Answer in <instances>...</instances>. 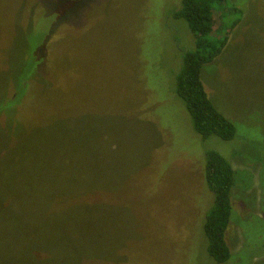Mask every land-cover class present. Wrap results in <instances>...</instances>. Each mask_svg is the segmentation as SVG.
<instances>
[{
	"label": "rangeland",
	"instance_id": "374dc122",
	"mask_svg": "<svg viewBox=\"0 0 264 264\" xmlns=\"http://www.w3.org/2000/svg\"><path fill=\"white\" fill-rule=\"evenodd\" d=\"M65 1L0 0V96L27 74L32 22L31 47L42 35H56L46 42L50 54L41 47L36 53L44 59L28 75L31 87L54 89L70 66L79 84L65 98L52 97L54 104L25 111L19 139H42L41 133L57 157L68 156L55 131L42 132L61 124L57 115L68 118L81 108V157L46 174L58 176L57 183L73 176L54 195L67 197L46 221L77 229L33 257L24 255L25 226L7 232L0 264H217L204 233L214 202L202 176L208 150L235 173L226 232L231 259L224 264H264V0H225L223 7L240 11V21L222 53L201 69L210 100L235 125L229 141L201 138L175 92L182 54L195 48L187 23L174 17L182 0H81L73 21L68 17L78 4ZM57 107L62 114L53 112ZM77 137L70 133L65 143ZM9 140L16 143L13 134ZM77 177L81 195L69 191Z\"/></svg>",
	"mask_w": 264,
	"mask_h": 264
},
{
	"label": "trees",
	"instance_id": "16d2710c",
	"mask_svg": "<svg viewBox=\"0 0 264 264\" xmlns=\"http://www.w3.org/2000/svg\"><path fill=\"white\" fill-rule=\"evenodd\" d=\"M57 1L59 0H53V5L59 4ZM68 1L78 4V11L67 16L69 21H73L72 17L81 15V0H66L65 2ZM224 2L225 0H182L180 11L174 14L175 18L183 19L187 23L189 30L195 36L194 50L185 51L182 54V66L176 77L175 92L184 103L195 132L204 140L216 137L229 141L235 137L236 133L235 125L210 100L200 76L202 67L211 63L222 53L230 31L240 21V11L233 6L228 9L223 7ZM231 16H234V20L227 25L224 19ZM32 28L33 22L31 27L29 26V33L26 34L28 48L24 65L25 68L29 66L27 74L18 82H14L9 92L4 91L0 96V240L3 234L7 235V232H14L25 226L27 228L26 240L21 242L26 257H33L35 252H43L50 241L58 242L61 235L75 233L72 230L77 228L71 224L54 229L63 224L45 219V215L53 213V209L50 210L51 207L53 208L59 201V204H63L66 200L67 196L54 195L63 191L73 176L70 179L66 178L67 180L63 183H57L58 176L53 175L47 178L46 174L49 175V167L55 169L61 164L75 165L76 157H81V108L68 118L57 115V120L61 119V124L56 123L54 129L48 125L42 132L49 134L55 131L60 137L59 150L64 149V151L71 152L68 154L69 157L67 155L57 157V154L53 152L55 149L48 145L45 146L46 139L41 133L42 139H35L32 135L27 139L26 136L24 139H19L21 126L18 127V123L22 121L25 111L37 106L38 103L51 102L54 104L50 101L52 97L55 99L54 102L59 93L62 94V98H65V91L68 93L72 87L75 88L79 84L78 73L75 72L73 66H70L60 76L59 82L55 83L54 89L46 87L32 89L29 78L44 59L43 55L38 58L36 53L41 47L46 55L50 54L49 45L46 42L48 38L54 39L56 36H49L43 40L45 36L42 35L39 38L41 39L40 45L32 44L31 47L29 36ZM52 44H56V41ZM74 102H80V100L76 99L66 105ZM53 112L62 114L63 110L57 107L53 109ZM70 133L80 137L67 145L65 139ZM12 134L16 139L14 144H11L9 140ZM43 148L51 153V157ZM27 150L31 152L30 157L25 155ZM67 158L68 163H65ZM205 158L202 176L214 195L213 205L204 223L207 253L217 264H224L231 259V249L226 241V232L234 211L235 173L231 163L218 152L208 150ZM70 185L71 193L81 195V178L77 177ZM27 208L36 211L38 215L26 213ZM56 232L60 235H56ZM7 237L11 236L7 235Z\"/></svg>",
	"mask_w": 264,
	"mask_h": 264
}]
</instances>
